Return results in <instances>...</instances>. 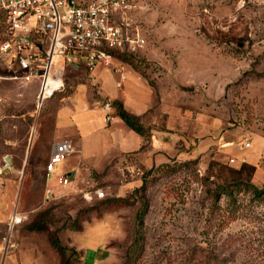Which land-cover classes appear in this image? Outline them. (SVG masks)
<instances>
[{"label": "rangeland", "instance_id": "374dc122", "mask_svg": "<svg viewBox=\"0 0 264 264\" xmlns=\"http://www.w3.org/2000/svg\"><path fill=\"white\" fill-rule=\"evenodd\" d=\"M125 1L146 44L123 62L154 91L144 140L133 150L109 156L117 122L104 124L97 108L74 111L67 120L81 128L72 141L82 153L45 178L47 155L62 135L58 106L89 71L69 66L65 88L40 106L39 80L2 71L0 264H199L208 251L222 264H264V190L254 192L264 189V0ZM98 70L117 78L107 66ZM98 85L89 86L91 105ZM5 159L11 169H3ZM80 159L93 164L81 179L108 196L45 201L46 185ZM234 180L243 191L215 197L218 185ZM15 209L26 218L10 230ZM53 234L68 247L64 257Z\"/></svg>", "mask_w": 264, "mask_h": 264}, {"label": "built area", "instance_id": "2783aa9c", "mask_svg": "<svg viewBox=\"0 0 264 264\" xmlns=\"http://www.w3.org/2000/svg\"><path fill=\"white\" fill-rule=\"evenodd\" d=\"M70 1L0 0V79L4 78L3 69H8L20 73L14 78L39 80L38 106L65 88L69 66L84 68L91 76L94 68L102 64L125 79L123 64L115 61L122 63L123 56L135 55L146 44L131 15L132 5L125 0ZM98 104L106 120L112 121L113 103L107 100ZM80 152L71 139L56 142L45 165L47 178L58 163ZM11 168V162L5 159L3 169ZM73 193L82 194L89 202L108 196L105 187L81 179L80 168L75 167L62 173L57 184L46 186L44 199L51 201ZM17 210L11 215L10 230L26 218Z\"/></svg>", "mask_w": 264, "mask_h": 264}, {"label": "crops", "instance_id": "0c3cea01", "mask_svg": "<svg viewBox=\"0 0 264 264\" xmlns=\"http://www.w3.org/2000/svg\"><path fill=\"white\" fill-rule=\"evenodd\" d=\"M115 64L117 65L123 64V68L126 76L125 79H122L121 75L118 72L114 71L112 68L109 69L112 73L116 74L117 77L116 79L108 76L105 77L100 76V74H98L100 72L98 70L99 65H97L90 76L91 78L85 82H82L81 84H78L77 93L74 94L73 98H68L67 103L63 104V106H58L59 108L56 114L57 124H56L55 132L60 133L62 135L60 139L52 143L51 150L54 144L62 139L68 138L71 140L72 139L79 140L82 134L81 128L78 126L77 123H75V121L72 120L70 121L67 119L74 111H89L93 108L99 109L104 119V124H111L113 122H117L118 124V127L114 129L113 133L119 131L120 137L119 136H118L119 138L117 137L116 142L114 143L109 156L113 157L114 155L120 154L122 152L133 150L135 147V145L134 146L132 145L133 143L141 145V143L144 140V136L131 129L118 116L116 106L114 105V109H113V117H114L113 120L107 121L98 102H102L101 100L106 98L113 100V102L120 101L123 103L124 108L128 112H130L133 115L139 116L141 122H143L142 118L146 115L147 112L150 111L151 107L153 106L152 102H153L154 91H152L150 86H147L145 84L143 77L137 74V71L133 67L130 68L129 66H127L125 62L121 63L120 61H115ZM102 66L106 67L105 65ZM98 84H100V86ZM97 85L100 87V90H98L97 92L99 95V99L95 100L94 105H91L90 102L92 96L88 94L90 90L89 86L95 87ZM131 130H133L134 132L140 135V140H138L135 137V135L132 133ZM75 145L79 148V150L81 151L79 154H81L82 148L79 147L78 144ZM131 145L132 147H130ZM50 153L47 155L48 159L50 157ZM75 167L80 168V174H81L83 173L85 167L93 168V164L90 162L85 163L83 159H80L79 164L74 166L68 172H71ZM97 167H99V164L94 165V168ZM45 178H47L46 171H45ZM95 262L97 263V260H95ZM95 262L93 264H96Z\"/></svg>", "mask_w": 264, "mask_h": 264}, {"label": "trees", "instance_id": "16d2710c", "mask_svg": "<svg viewBox=\"0 0 264 264\" xmlns=\"http://www.w3.org/2000/svg\"><path fill=\"white\" fill-rule=\"evenodd\" d=\"M130 56H123L122 59L127 61L129 60ZM113 105L117 108V114L118 116L134 131L141 135H145L146 129L142 122L140 121V117L131 114L128 112L124 106L123 103L120 101L113 102ZM243 181L240 180H234L229 182L228 184H221L218 185L215 188V197L221 196V194H226L228 197L233 198L234 192H241L245 188V184L243 185ZM264 189H259L257 187H254V192L256 194H260ZM31 228L39 229L40 226L38 225H32ZM51 243L58 250V252L61 254L62 257H64L67 254L68 247L61 243L59 237L57 234H53L51 237ZM223 257H221L218 253L215 251H208L203 258L199 259V264H222Z\"/></svg>", "mask_w": 264, "mask_h": 264}, {"label": "water", "instance_id": "95a60500", "mask_svg": "<svg viewBox=\"0 0 264 264\" xmlns=\"http://www.w3.org/2000/svg\"><path fill=\"white\" fill-rule=\"evenodd\" d=\"M70 3L72 4L73 3V0H71Z\"/></svg>", "mask_w": 264, "mask_h": 264}]
</instances>
